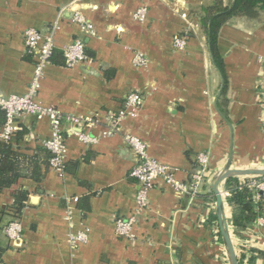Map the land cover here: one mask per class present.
I'll list each match as a JSON object with an SVG mask.
<instances>
[{"label":"crops","instance_id":"1","mask_svg":"<svg viewBox=\"0 0 264 264\" xmlns=\"http://www.w3.org/2000/svg\"><path fill=\"white\" fill-rule=\"evenodd\" d=\"M74 1L0 0V94L27 92L34 61L24 44L25 30L46 31L57 23L56 48L81 38L89 61L73 68L48 64L38 94L43 105L66 115L103 118L121 108L132 91L140 92L144 103L136 117L122 121L119 134L106 137L103 124L91 129L95 144L66 131L67 169L49 168L39 184L22 180L30 191L19 218L22 240L10 242L5 227L12 219L6 217L0 227L3 262L229 264L212 219L215 197L204 193L209 177L225 166L231 143L230 128L214 107L222 76L199 20L201 8L214 0ZM141 6L148 7L144 21L135 18ZM74 9L91 22L95 35L84 34L72 21ZM177 34L189 36L184 50L174 46ZM218 44L228 77L227 115L220 109L234 125L233 168H264V22L231 19ZM136 52L145 54L147 66L134 65ZM21 122L27 130L21 148L33 149L51 136L47 118L25 116ZM126 134L143 139L149 154L177 167L184 181L199 169L200 153L209 157L207 182L198 195L178 196L171 186L157 184L149 207L137 213L133 239L117 236L114 229L116 218L136 214L138 184L130 175L135 158ZM13 191L1 194L0 208L12 203ZM227 207L232 217L228 202ZM79 231L87 232V241L73 247L70 234ZM234 238L235 247L245 250L242 264H250L252 256L254 264H264L248 251H264V227L254 223Z\"/></svg>","mask_w":264,"mask_h":264},{"label":"built area","instance_id":"2","mask_svg":"<svg viewBox=\"0 0 264 264\" xmlns=\"http://www.w3.org/2000/svg\"><path fill=\"white\" fill-rule=\"evenodd\" d=\"M81 0H75L77 4ZM148 14V7L141 6L135 12V18L144 21ZM186 18V14L183 15ZM72 21L79 25L84 34L95 35L94 26L86 19L79 9H74ZM58 25L55 23L51 28L42 31L36 28H28L24 32V44L26 50L35 57L34 71L29 83L27 92L23 95L4 96L0 94V108L5 112V123L0 128V141L8 142L11 140L15 132L23 130L21 118L25 116H34L36 119L47 118L50 122L51 136L43 141V146L53 153L50 158L49 165L60 173L65 170V162L67 157V144L65 141V133L70 132L77 140L86 144H95L98 138L91 134V129L99 125H105L104 135L111 137L120 132V125L127 117H136L144 103V98L140 92L132 91L125 96V100L121 108L110 110L102 118L99 114L94 115H66L57 108L45 106L38 100L39 90L42 86L45 70L50 64L51 57L56 48L55 34ZM187 36L177 34L174 37V46L178 50H184L187 46ZM65 59V66L69 68L76 67L89 61L86 52V45L83 39L77 38L72 43L62 49ZM134 65L145 67L148 64V58L141 52H136L133 57ZM264 86V85H263ZM264 102V87L262 91ZM69 126L68 129L65 125ZM126 144L132 151L135 158V165L130 175L135 178L138 184L136 193V214L128 217H118L114 222V229L117 236L125 239L135 238L134 229L137 224V213L147 209L150 205L149 194L157 186L159 182H163L171 186L178 196L198 195L207 182V166L209 157L205 153L198 156L199 169L191 175L189 181L178 178L177 167L164 164L153 158L148 151V144L140 137L132 134L124 136ZM264 178V177H263ZM247 185L255 187L260 191L256 196L257 200L264 201V179L257 180L252 178ZM245 182L244 178H241ZM225 195L230 194L225 190ZM78 197L73 198L75 202ZM212 209H215V203H212ZM256 225L264 227V216L257 218ZM5 232L13 244H18L22 240L23 225L20 220L14 219L5 227ZM219 233V228H216ZM88 234L86 231L71 233L69 243L73 247L87 241ZM238 257L243 256L245 252L243 248H236ZM245 263L247 264L246 260Z\"/></svg>","mask_w":264,"mask_h":264},{"label":"trees","instance_id":"3","mask_svg":"<svg viewBox=\"0 0 264 264\" xmlns=\"http://www.w3.org/2000/svg\"><path fill=\"white\" fill-rule=\"evenodd\" d=\"M231 19H243L249 23L264 22V0H230L229 2L214 0L210 5L203 6L199 14L200 24L208 37L214 64L224 77V88L219 106L226 115L228 77L218 39L221 29ZM188 37L187 35V41ZM30 56L33 57L35 63L34 55L30 53ZM50 63L64 66L65 59L62 50L55 48ZM106 73L109 75V72ZM262 104L264 105L263 101ZM4 123L5 112L0 108V128ZM21 124L23 125L22 122ZM26 135L27 130L24 127L23 130L15 132L10 141H0V196L5 190L14 189L12 203L5 208H0V227L6 217L19 220L22 215L30 196V191L24 186L22 180L32 179L39 184L50 168L49 161L53 153L43 145H37L33 149L19 147L20 143H26ZM67 164L65 162V170ZM263 179L257 178V180ZM252 180L248 178L244 182L239 178H231L226 183V189L230 194L227 201L232 207L231 221L235 234L246 230L256 222L258 217L264 216V201L256 199L260 191L247 185ZM212 219H217L215 214H212ZM248 251L264 258L263 250L251 248ZM4 252L5 248L0 246V264H5L2 259ZM249 260L250 264H254L255 257L252 256ZM240 264H242V258Z\"/></svg>","mask_w":264,"mask_h":264},{"label":"water","instance_id":"4","mask_svg":"<svg viewBox=\"0 0 264 264\" xmlns=\"http://www.w3.org/2000/svg\"><path fill=\"white\" fill-rule=\"evenodd\" d=\"M212 59L213 55L211 54ZM219 70V69H218ZM220 72V70H219ZM222 76V83L220 90L214 100V107L216 112L220 115L222 119L226 121L231 132V143L230 152L228 160L225 166L214 172L208 180V186L205 188V194H213L215 197V214L217 218V224L219 228L220 237L224 245L226 256L229 264H240V260L237 254V250L234 244V229L232 226V217L227 214V197L225 195V186L229 179L231 178H263L264 168H233V157H234V125L226 117V115L221 111L218 101L221 96L222 90L224 88V77ZM204 191V190H203ZM202 191V192H203Z\"/></svg>","mask_w":264,"mask_h":264},{"label":"rangeland","instance_id":"5","mask_svg":"<svg viewBox=\"0 0 264 264\" xmlns=\"http://www.w3.org/2000/svg\"><path fill=\"white\" fill-rule=\"evenodd\" d=\"M235 237V236H234ZM235 239V238H234Z\"/></svg>","mask_w":264,"mask_h":264}]
</instances>
